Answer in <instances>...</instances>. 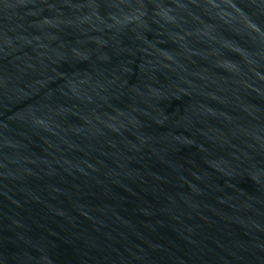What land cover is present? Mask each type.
I'll use <instances>...</instances> for the list:
<instances>
[{
  "label": "water",
  "instance_id": "obj_1",
  "mask_svg": "<svg viewBox=\"0 0 264 264\" xmlns=\"http://www.w3.org/2000/svg\"><path fill=\"white\" fill-rule=\"evenodd\" d=\"M0 264H264V0H0Z\"/></svg>",
  "mask_w": 264,
  "mask_h": 264
}]
</instances>
